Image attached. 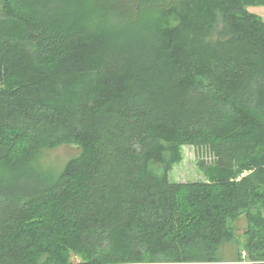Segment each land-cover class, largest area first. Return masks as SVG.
<instances>
[{
	"label": "trees",
	"instance_id": "obj_1",
	"mask_svg": "<svg viewBox=\"0 0 264 264\" xmlns=\"http://www.w3.org/2000/svg\"><path fill=\"white\" fill-rule=\"evenodd\" d=\"M263 6L0 0V264H222L239 232L223 264H264ZM62 145L55 180L1 176ZM185 146L206 183L169 181Z\"/></svg>",
	"mask_w": 264,
	"mask_h": 264
},
{
	"label": "rangeland",
	"instance_id": "obj_2",
	"mask_svg": "<svg viewBox=\"0 0 264 264\" xmlns=\"http://www.w3.org/2000/svg\"><path fill=\"white\" fill-rule=\"evenodd\" d=\"M120 2L122 0H119ZM130 1V0H126ZM133 6H128L130 12H133L134 4L136 2L131 1ZM248 11L252 14L259 16L264 21V6L263 7H250ZM146 20L142 23L146 24ZM139 32H141L139 30ZM124 35H118L115 39L122 41ZM116 43V42H115ZM139 45V43H138ZM126 43H121L115 45L116 48L124 49ZM138 47V46H137ZM135 47V49L137 48ZM77 155V151L69 146H59L54 149H45L39 152L36 157L28 163L26 166H21L14 171L8 173H2V177L11 181L15 187L32 190L34 188L40 187L42 184H47L46 182H51L56 179L57 175L62 171L65 164L73 156ZM182 159L179 163L172 166V170L168 173V179L171 182L186 184V183H206L207 179L205 177L201 163L203 167L205 165H210L213 162V157L206 150H196L195 148L185 146L181 149ZM27 174V178L24 175ZM0 179H2L0 177ZM241 222V219L239 220ZM236 240L234 242H228L222 245L218 249L217 259L220 262L228 263L236 260L237 249L239 242L242 241V236L237 233ZM71 264H77V259L72 257Z\"/></svg>",
	"mask_w": 264,
	"mask_h": 264
},
{
	"label": "built area",
	"instance_id": "obj_3",
	"mask_svg": "<svg viewBox=\"0 0 264 264\" xmlns=\"http://www.w3.org/2000/svg\"><path fill=\"white\" fill-rule=\"evenodd\" d=\"M242 255L244 256V253Z\"/></svg>",
	"mask_w": 264,
	"mask_h": 264
}]
</instances>
